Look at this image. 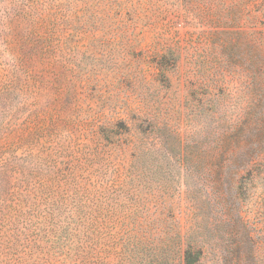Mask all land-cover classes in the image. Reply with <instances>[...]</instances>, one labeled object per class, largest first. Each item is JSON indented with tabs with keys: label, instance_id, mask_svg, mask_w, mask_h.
I'll return each instance as SVG.
<instances>
[{
	"label": "rangeland",
	"instance_id": "1",
	"mask_svg": "<svg viewBox=\"0 0 264 264\" xmlns=\"http://www.w3.org/2000/svg\"><path fill=\"white\" fill-rule=\"evenodd\" d=\"M264 264V0H0V264Z\"/></svg>",
	"mask_w": 264,
	"mask_h": 264
},
{
	"label": "trees",
	"instance_id": "2",
	"mask_svg": "<svg viewBox=\"0 0 264 264\" xmlns=\"http://www.w3.org/2000/svg\"><path fill=\"white\" fill-rule=\"evenodd\" d=\"M185 264H191V257L189 253H185V258H184Z\"/></svg>",
	"mask_w": 264,
	"mask_h": 264
}]
</instances>
